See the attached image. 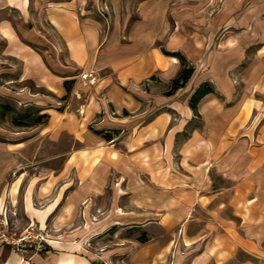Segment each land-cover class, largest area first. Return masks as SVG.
<instances>
[{
	"label": "crops",
	"instance_id": "1",
	"mask_svg": "<svg viewBox=\"0 0 264 264\" xmlns=\"http://www.w3.org/2000/svg\"><path fill=\"white\" fill-rule=\"evenodd\" d=\"M169 1L174 5V49L150 53L144 40H160L170 31L165 20ZM109 8L110 22L102 12ZM11 13L22 23H12ZM40 17L54 30L67 61L114 72L118 83L110 86L108 99L117 117L98 130L74 114H66V121L61 118L57 133L72 137L77 147L57 174L26 176L22 167L35 165L22 161L30 146L0 142V212L4 207L15 210L19 231L33 222L59 234L50 251L26 254L24 262L10 248L2 249L0 264H116L120 254L126 255L121 260L126 264H164L176 248L150 234L185 227L196 206L222 195L211 172L230 184L224 192L231 190L232 217L222 215L224 204L213 211L214 235L197 257L226 264L239 252L264 264V139L258 144L255 138L258 129L264 136V123L253 113L255 98L237 97L230 77L250 49L264 52V0H152L134 22L121 18L120 0H0L4 54L21 63L23 79L62 95L68 66L58 53L57 60L51 57L59 47L35 27ZM218 30L221 38L202 61L206 42ZM163 52L181 53L194 73L184 88L158 101L159 109L170 111L162 110L144 124V113L134 112L138 102L127 85L142 82L170 60L165 76L171 85L180 65ZM252 64L238 76L248 92L264 93L260 58ZM204 83L214 93L201 99L195 117L189 101ZM182 93L185 97H177ZM32 96L34 104L48 103L39 93ZM96 131L117 134L106 141ZM125 229L140 231V236L125 239V246L86 254V235Z\"/></svg>",
	"mask_w": 264,
	"mask_h": 264
},
{
	"label": "rangeland",
	"instance_id": "2",
	"mask_svg": "<svg viewBox=\"0 0 264 264\" xmlns=\"http://www.w3.org/2000/svg\"><path fill=\"white\" fill-rule=\"evenodd\" d=\"M151 1L152 0H120L121 18L123 19L124 16H128L131 22L142 19L144 16V6ZM173 8L174 5L172 1L165 3V20L168 21L170 27V31L165 37L160 40H144V47H149L148 51L150 53L155 49H157V52H162L164 50L171 52V50L174 49L171 39V33L174 27L172 19ZM102 12H104L106 18H108V22H110V16L113 15L112 9L109 8L107 11L104 10ZM8 18L14 24L22 23L21 19H19L15 13H11ZM35 27H37L42 35L50 41L49 43L59 47L58 52L51 54V57L57 60L56 55L57 53L59 54V61L66 63L68 66L69 71L67 80H73L74 84L71 86V90L68 94L64 93L62 95H55L40 87H36L33 81L22 78L21 63L4 54L5 42L0 39V106L10 105L13 107L14 111L22 114H25L24 110L26 108L35 107L42 113L50 114V119L46 124L35 127H22L20 126L22 123H14V113H9L4 116L2 114L3 111L0 109V142L30 146L29 150L31 152H27L28 149H26L22 161L26 165L28 162H32L31 164L35 165L31 167H22V170H25L26 176H29V174L31 176H46L49 173H59L69 155L68 153L75 150L77 147L72 137L65 136L64 132L57 133L60 131L62 120L66 121V117L64 116H66V114H74L80 123L84 122L89 128L91 127L95 130H98L99 126H107V123L117 117L114 106L109 102L108 91L111 85L117 84L118 82L114 72L109 69H99L95 67V65H91L93 66V70H90L87 66H78L70 60L67 61L64 47L60 46L57 35L52 27L44 21L43 17L37 18ZM221 36L222 31L218 30L216 34L212 36V41L206 42L205 48H203L204 55L202 61L211 49H215L216 43ZM127 41L126 39H122L120 42L128 43ZM37 51L50 61L49 55L42 52L44 51L43 49L40 48V50ZM205 51L207 53H205ZM149 52H147L148 56H150ZM259 58L261 70L264 73V52H256V50L250 49L245 53V58L240 69L231 72L230 77L233 80V84L237 87V97L255 98L254 100L257 101V108H254L253 113L255 117L258 115L261 117V121L259 122L263 124L264 93L255 94L248 92L246 87L247 84L241 81V78L238 76V73L244 70L246 71L249 68L252 69V63H256V60ZM150 59L152 58L150 57ZM171 62V60L170 63L165 62L164 69L153 72L142 82L127 85L132 92L133 98L138 102V107L134 112L144 113V124L162 110H169L168 108L159 109L157 104L159 100H162L164 93L170 87L171 79L165 76V74L170 70ZM31 89H36L39 92L43 90V92L39 94L45 98L48 103L34 104L36 98L32 95L35 91ZM123 89L125 90L126 88L123 87ZM22 94L25 95L23 96ZM177 97L182 99L185 95L182 93L181 95H177ZM89 110L92 112L91 114L88 113ZM175 117L173 113V118L175 119ZM61 118L63 119L60 120ZM198 122L197 120V123ZM259 132L258 129L255 138L258 144H262L264 136L260 135ZM211 177L214 182V188L222 189V195L213 202H206L203 206H196L193 210L192 217L188 221L189 223L186 224L185 227L181 225L170 232H164L159 235L157 233L150 234L153 236V239H159L161 242H164L166 246L171 248L175 246L176 248L175 253L173 251L168 252L164 264H214L213 262L205 263L203 258L197 257L203 250L205 243L214 235L212 224L216 222V218L214 217L213 211L221 204H224L222 215L224 218L232 216L231 208L228 206L231 190L228 189L224 192V189H226V187L229 188L230 184L223 181L213 172H211ZM235 221L238 222V219ZM47 231L52 241L58 239L59 234L53 232L49 227H47ZM139 236L140 231L131 229L119 230L118 232L105 233L97 236L86 235L85 252L88 255L101 254L109 249H114L115 246H125L123 245L125 239L134 240ZM119 257L122 258H120V262L116 264H126L125 262H121L126 255L120 254L118 255V258ZM252 263L261 264V262H256L253 258L236 252L226 264Z\"/></svg>",
	"mask_w": 264,
	"mask_h": 264
},
{
	"label": "trees",
	"instance_id": "3",
	"mask_svg": "<svg viewBox=\"0 0 264 264\" xmlns=\"http://www.w3.org/2000/svg\"><path fill=\"white\" fill-rule=\"evenodd\" d=\"M164 55L174 57L178 60L180 65V71L177 74V76L172 80L170 88L164 93L165 96H172L175 92L178 90L184 88L189 81V79L192 77L194 73V68L189 64V62L186 60V58L181 53H168L163 52ZM74 84L73 80H66L64 81V89L66 93L68 94L71 90V86ZM32 91H35L34 94H38L43 92V90H40V92L36 89H31ZM214 93L213 87L209 83L202 84L192 95L189 101V107L194 113L195 117H198L197 112V105L201 101L203 97H205L208 94ZM0 109L3 111V115L6 116L9 113H14V123L20 122L22 123L20 126L22 127H35L39 125L46 124L49 120V115L47 113H42L38 108L30 107L26 108L25 114L17 113L14 111L13 107L10 105H3L0 106ZM98 135H101L106 141L112 140V134H117V132H107V131H96L95 132Z\"/></svg>",
	"mask_w": 264,
	"mask_h": 264
},
{
	"label": "built area",
	"instance_id": "4",
	"mask_svg": "<svg viewBox=\"0 0 264 264\" xmlns=\"http://www.w3.org/2000/svg\"><path fill=\"white\" fill-rule=\"evenodd\" d=\"M15 217V210L2 208L0 212V252L4 248H10L19 254L21 261L24 262L26 254H41L50 251L53 241L46 227L30 222L19 231L14 221Z\"/></svg>",
	"mask_w": 264,
	"mask_h": 264
}]
</instances>
